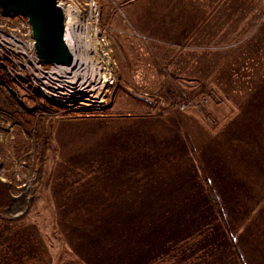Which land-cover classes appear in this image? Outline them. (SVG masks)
Returning <instances> with one entry per match:
<instances>
[{
	"label": "rangeland",
	"instance_id": "374dc122",
	"mask_svg": "<svg viewBox=\"0 0 264 264\" xmlns=\"http://www.w3.org/2000/svg\"><path fill=\"white\" fill-rule=\"evenodd\" d=\"M140 1L57 0L97 73L85 99L0 51V254L56 264L149 233L160 264H264V12L242 43L195 51L136 27ZM25 21L0 12V35L30 57Z\"/></svg>",
	"mask_w": 264,
	"mask_h": 264
},
{
	"label": "crops",
	"instance_id": "0c3cea01",
	"mask_svg": "<svg viewBox=\"0 0 264 264\" xmlns=\"http://www.w3.org/2000/svg\"><path fill=\"white\" fill-rule=\"evenodd\" d=\"M126 12L127 18L136 27L141 24L145 29H140L152 37H157L158 41L177 43L195 51H214L229 48L230 42L225 41L229 40L225 39L226 33L232 34L231 41L242 43L245 36L252 32L251 28H255L253 23L256 16L258 19L262 16L264 7L262 10V4L256 6L255 0H141L137 9L134 4L126 7ZM227 14H230V20H225ZM110 197L112 198V195ZM66 199H70L69 195ZM120 237L118 234L105 236L106 239L114 241H118ZM150 238L148 233L142 240L132 238V241H118L120 243L114 249L105 251L106 255L103 257H100V251L103 250L75 248L73 251L70 248H60L56 264H160L164 261V255H155L156 251L150 249L151 244H160ZM133 242H138V245L135 246L136 243ZM151 258L156 259L150 260ZM21 263L15 255L0 254V264Z\"/></svg>",
	"mask_w": 264,
	"mask_h": 264
},
{
	"label": "water",
	"instance_id": "95a60500",
	"mask_svg": "<svg viewBox=\"0 0 264 264\" xmlns=\"http://www.w3.org/2000/svg\"><path fill=\"white\" fill-rule=\"evenodd\" d=\"M0 12L26 19L41 64L72 65L73 55L65 42V11L57 0H0Z\"/></svg>",
	"mask_w": 264,
	"mask_h": 264
},
{
	"label": "bare ground",
	"instance_id": "6f19581e",
	"mask_svg": "<svg viewBox=\"0 0 264 264\" xmlns=\"http://www.w3.org/2000/svg\"><path fill=\"white\" fill-rule=\"evenodd\" d=\"M65 15V42L70 52H75V50H77V43L70 31L66 11ZM72 55L73 63L70 67L52 66L51 71L45 73V77L39 78V80L43 81V79H45V84L53 85V90L58 94L57 97L71 96L85 99V96L96 91L94 86L97 73L94 72L91 77L88 78L87 71L85 70L86 66L81 64L83 59L75 53H72Z\"/></svg>",
	"mask_w": 264,
	"mask_h": 264
},
{
	"label": "built area",
	"instance_id": "2783aa9c",
	"mask_svg": "<svg viewBox=\"0 0 264 264\" xmlns=\"http://www.w3.org/2000/svg\"><path fill=\"white\" fill-rule=\"evenodd\" d=\"M7 16H10V15H7ZM25 27L27 29V36L29 37L26 44H27V48L29 52L31 53L30 57H28L27 53H25L24 49L22 48V45L20 44L19 36L15 33L14 34L9 33L8 35L9 41L7 42L2 41L3 37L0 35V51L1 52L5 51L9 55V59L13 61L14 63L19 61V59H22V60L28 59V62L31 61L32 65H35V67L37 68V67H40L41 63L35 57L34 49H33V40L31 37L30 27L27 21H25ZM13 30H16V29H13ZM16 31L18 32L20 30L17 29Z\"/></svg>",
	"mask_w": 264,
	"mask_h": 264
},
{
	"label": "trees",
	"instance_id": "16d2710c",
	"mask_svg": "<svg viewBox=\"0 0 264 264\" xmlns=\"http://www.w3.org/2000/svg\"><path fill=\"white\" fill-rule=\"evenodd\" d=\"M206 194H207V197H208V200L211 202V203H215L216 202V199L214 197V195L212 194V192H209V191H206ZM66 247H63V250H67L65 249Z\"/></svg>",
	"mask_w": 264,
	"mask_h": 264
}]
</instances>
